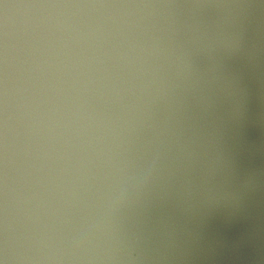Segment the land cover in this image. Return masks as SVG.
I'll return each mask as SVG.
<instances>
[{
  "label": "water",
  "instance_id": "obj_1",
  "mask_svg": "<svg viewBox=\"0 0 264 264\" xmlns=\"http://www.w3.org/2000/svg\"><path fill=\"white\" fill-rule=\"evenodd\" d=\"M0 264H264V0H0Z\"/></svg>",
  "mask_w": 264,
  "mask_h": 264
}]
</instances>
